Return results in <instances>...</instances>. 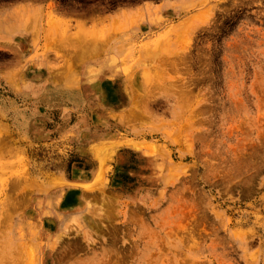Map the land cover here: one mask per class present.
I'll return each instance as SVG.
<instances>
[{
  "label": "rangeland",
  "instance_id": "obj_1",
  "mask_svg": "<svg viewBox=\"0 0 264 264\" xmlns=\"http://www.w3.org/2000/svg\"><path fill=\"white\" fill-rule=\"evenodd\" d=\"M0 264H264V0H0Z\"/></svg>",
  "mask_w": 264,
  "mask_h": 264
},
{
  "label": "crops",
  "instance_id": "obj_2",
  "mask_svg": "<svg viewBox=\"0 0 264 264\" xmlns=\"http://www.w3.org/2000/svg\"><path fill=\"white\" fill-rule=\"evenodd\" d=\"M88 82V81H87ZM68 87H70V86H68V85H65V84H63V85H59V88H58V90H55V89H53V90H55L56 92H58L59 93V95H60V101H62V113H64L65 112V110H67V108L68 107H66V105L67 104H69L70 103V99H72L73 100V106H72V110H74L75 111V115H76V94L74 95V94H72L71 95V93L68 91ZM48 89H51V87L50 88H48ZM73 97V98H72ZM65 114V113H64ZM94 116H88V120H90V118H93ZM76 119V118H75ZM85 116L84 115H79V122H78V124H76V120H75V122H74V124L73 125H71V126H68V128H66L67 126H64V127H62V128H60L59 130V133H62L63 131H73L74 132V136H72V138H74V140H76V128H82L83 127V125H84V121H85ZM70 127V128H69ZM62 130V131H61ZM67 131V132H68ZM88 150H90V149H88Z\"/></svg>",
  "mask_w": 264,
  "mask_h": 264
},
{
  "label": "bare ground",
  "instance_id": "obj_3",
  "mask_svg": "<svg viewBox=\"0 0 264 264\" xmlns=\"http://www.w3.org/2000/svg\"><path fill=\"white\" fill-rule=\"evenodd\" d=\"M134 145V144H133ZM138 148H140V147H138Z\"/></svg>",
  "mask_w": 264,
  "mask_h": 264
}]
</instances>
